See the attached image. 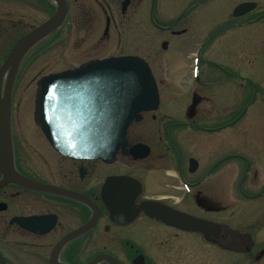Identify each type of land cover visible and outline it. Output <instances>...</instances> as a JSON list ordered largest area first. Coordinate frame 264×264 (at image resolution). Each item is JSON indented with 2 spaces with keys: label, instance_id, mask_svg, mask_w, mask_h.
<instances>
[{
  "label": "flooded vegetation",
  "instance_id": "af4514ba",
  "mask_svg": "<svg viewBox=\"0 0 264 264\" xmlns=\"http://www.w3.org/2000/svg\"><path fill=\"white\" fill-rule=\"evenodd\" d=\"M213 1L221 2L215 6L218 21L196 37L197 13L212 11ZM146 2L66 0V22L22 58L7 107L16 171L68 194L18 184L0 189V264H93L105 254L113 262L95 264H264V0H180L181 11L167 21L156 14V0L151 21L165 23L159 26L162 33L187 36L185 48L195 46L186 51L180 44L173 81L163 63L157 60L154 67L140 54L94 57L66 69L124 56L150 65L159 106L132 122L126 147L112 160L75 158L53 147L35 122L39 81L32 113L20 110L22 70L26 63L33 67L38 51L59 30L68 35L74 7L84 26L104 23L97 46L110 41L113 32L121 40L126 25L142 19ZM244 4L255 6L245 13L238 10ZM38 7L50 9V18L56 3L0 0V69L15 43L45 21L37 24ZM87 31L84 41L98 34ZM224 38L227 53L218 45ZM195 40L201 43L194 45ZM229 55L233 63L226 62ZM245 68L250 73L242 75ZM259 73L261 80L254 77ZM8 80L6 75L1 101ZM251 117L261 130L249 126ZM257 132L262 139L251 135L253 149L246 148L244 133ZM192 219L206 222V231L188 229ZM21 220H29V227Z\"/></svg>",
  "mask_w": 264,
  "mask_h": 264
},
{
  "label": "water",
  "instance_id": "95a60500",
  "mask_svg": "<svg viewBox=\"0 0 264 264\" xmlns=\"http://www.w3.org/2000/svg\"><path fill=\"white\" fill-rule=\"evenodd\" d=\"M53 1L56 3L54 14L15 43L0 69V90L3 78L9 76L6 101L0 100V170L3 175L0 189L18 184L40 191L68 194L25 178L16 171L7 116L12 85L25 53L60 29L67 20L66 0ZM254 6L244 4L238 10L246 13ZM167 47L168 43H164V49ZM38 86L36 124L58 152L75 158L114 159L119 149L127 145L126 135L132 122L140 120L142 112L156 110L160 102L152 69L148 62L137 56L94 60L73 70L47 75L39 80ZM78 198L91 204L84 196ZM28 222L22 223L29 227ZM206 225L204 221L192 219L187 228L205 232ZM63 242L65 240L57 248ZM103 260L113 262L112 257L105 254L99 255L93 264Z\"/></svg>",
  "mask_w": 264,
  "mask_h": 264
},
{
  "label": "rangeland",
  "instance_id": "374dc122",
  "mask_svg": "<svg viewBox=\"0 0 264 264\" xmlns=\"http://www.w3.org/2000/svg\"><path fill=\"white\" fill-rule=\"evenodd\" d=\"M156 0H147L144 4V9L142 14H139L142 18L139 22H130L126 25L125 30L121 36V40L117 37V33L113 32V35L110 41H107L101 45H94L98 43L101 33H103L105 26L104 23L100 26H84L81 19L80 11L74 7L71 10L73 20L68 25V37L64 38L62 36V30L57 32V35L51 40L48 44L43 46L37 53L35 63L32 68L29 67V64L26 63L25 68L22 70L19 85H18V96L17 101L21 102V112L32 113L35 92L37 89V82L44 76L49 75L50 73L64 71L69 68L77 67L81 63L88 62L89 60L98 58H105L112 55L119 54H136L142 58L147 59L152 66H157V60L160 63H163V69L168 74V81H173L174 73L176 72V67H178V53L180 44H183L184 49L191 50L195 46L190 45L185 48V35L176 36L170 31H164L162 33L159 29L160 27H166L165 23H159L156 25L151 21V16L153 14L152 9ZM181 3L180 0H159V7L156 14L160 17H164V20L171 19L175 17L180 11L181 7L178 4ZM221 2H211L212 11L202 10L197 13L196 25L193 26V30L196 31V37H199L198 34L201 33V36H204L208 30L214 27L216 19V4ZM186 3L184 4L185 7ZM211 13V14H210ZM49 14H51L50 9L38 7L36 10V22L40 24L44 20L48 19ZM204 24V25H203ZM97 31L98 34L94 37H88L84 41V32H88V29ZM192 30V31H193ZM248 31V30H246ZM89 33V32H88ZM199 40V39H198ZM198 40L193 41V44L196 45ZM244 40V39H243ZM243 40L235 41V44L242 47ZM244 42V45L250 44ZM164 43H169L168 48L164 49ZM201 42H198L200 44ZM229 41L226 38L219 40L218 45L219 49H224ZM198 45L196 46V48ZM231 56V55H229ZM224 56L226 62L233 63L235 61L234 56ZM241 72L242 75L250 73L246 68ZM262 73H259V76L254 75L255 78L261 80ZM263 76V75H262ZM178 81V80H177ZM229 93L231 90L229 89ZM24 111V112H23ZM249 126L253 128H260L259 124L256 121V117H251ZM263 127L260 128V130ZM251 135L262 139L263 133H244L243 141L246 148L253 149ZM264 142V139L261 141ZM250 143V144H248ZM255 144V143H254ZM252 151V150H250ZM232 186V184H229ZM10 240L13 239V235H10Z\"/></svg>",
  "mask_w": 264,
  "mask_h": 264
}]
</instances>
